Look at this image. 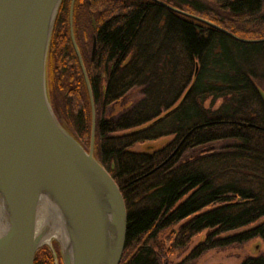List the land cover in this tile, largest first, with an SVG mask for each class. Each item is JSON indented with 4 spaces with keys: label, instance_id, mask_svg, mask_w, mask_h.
I'll return each mask as SVG.
<instances>
[{
    "label": "trees",
    "instance_id": "1",
    "mask_svg": "<svg viewBox=\"0 0 264 264\" xmlns=\"http://www.w3.org/2000/svg\"><path fill=\"white\" fill-rule=\"evenodd\" d=\"M92 1H101L90 8L97 47L86 65L96 108L93 151L125 202L119 264H172L167 254L205 229L186 259L256 236L264 241V98L256 84L264 81V40H237L168 7L237 37L262 39L264 0H159L168 6ZM53 44L51 38L48 54L59 93L51 103L88 149L90 100L83 74L69 42L58 52ZM134 88L141 96L108 116ZM166 135L172 140L151 152L130 149ZM218 141L225 143L215 146ZM33 264L52 263L38 249ZM240 264H264V256Z\"/></svg>",
    "mask_w": 264,
    "mask_h": 264
},
{
    "label": "water",
    "instance_id": "2",
    "mask_svg": "<svg viewBox=\"0 0 264 264\" xmlns=\"http://www.w3.org/2000/svg\"><path fill=\"white\" fill-rule=\"evenodd\" d=\"M60 2L0 0V264H33L45 245L57 264L52 243L62 264H119L125 245V202L94 155V102L77 49L92 110L88 149L51 104L47 60ZM168 7L237 40H264Z\"/></svg>",
    "mask_w": 264,
    "mask_h": 264
},
{
    "label": "rangeland",
    "instance_id": "3",
    "mask_svg": "<svg viewBox=\"0 0 264 264\" xmlns=\"http://www.w3.org/2000/svg\"><path fill=\"white\" fill-rule=\"evenodd\" d=\"M91 6H93V7L96 6L98 8V7L101 6V1H92V4H90V7ZM93 20L94 19L92 18V24H94ZM54 24H53V28H52V33H51L49 44H50L51 38L53 36ZM74 55H75V53H74ZM48 60L51 62V65H50V62ZM48 60H47L48 61L47 62L48 91H49V95L50 96L52 95V97H53L55 95V93L58 94L59 91L56 90V86H55L56 79H54L53 71H52L53 60L50 59L49 54H48ZM81 62H82V65H83L84 70H85L86 75H87V69L85 68V63L83 62L82 59H81ZM76 63L78 65L80 71H82V68H81V65H80V61L78 60L77 57H76ZM87 78H88V75H87ZM256 84L258 86V89H259L262 97L264 98V81H259ZM140 96H141V94H140L139 88H134V89L130 90L123 99L117 101L116 103H114L110 107V109H108L109 110L108 113H107L108 116L109 115H116L119 112L123 111L134 100L138 99ZM52 99H53V102L56 101L55 97L51 98V102H52ZM218 103H219V101L216 102L215 106ZM55 106H58L57 103L55 104ZM94 114H95L94 116H95V120H96V108H95V105H94ZM90 116H91L90 118L92 120L91 104H90ZM90 133H91V124H90ZM172 138H173V135H166V136H163V137H160V138H157V139L147 140V141H143V142H138V143L133 144L130 147V149L133 150V151H139V152L140 151L151 152V151L163 146L164 144H166L167 142L172 140ZM90 141H91V137H89V144H90ZM224 143H225L224 141H218V142H215L213 144L215 146H221ZM93 147H94V137H93ZM251 226H252V224L246 225V226H242V227H239L237 229H233V230L227 231L226 233H224V235L237 233V232L245 230V229H247V228H249ZM206 232H207V230L205 229L201 233H199L196 236L192 237L190 242L187 244V246L184 249L176 250V251H174L172 253L167 254V256H166L167 262L168 263H172V264H175V263H181V264H240L241 261H243L246 257L258 256V255L264 256V241L262 240L261 237L256 236V237L248 239L247 241H245V242H243L241 244H232V245H228V246L221 247V248H212V249L207 250L206 252H204L203 254H201L200 256H198V257H196L194 259H186V257L188 256L189 252L191 251V249L195 246V244H197L200 240L203 239V237L205 236ZM168 233H169V230L165 231L161 235V238L163 239ZM52 248L54 249V254L56 256L57 264H62L61 256H60V253H59V250H58V246L55 243H52ZM40 249H42V254H44V255L46 254V256L48 255L49 258H50V262L52 264H55L52 250L46 245L42 246ZM50 255H51V257H50Z\"/></svg>",
    "mask_w": 264,
    "mask_h": 264
},
{
    "label": "flooded vegetation",
    "instance_id": "4",
    "mask_svg": "<svg viewBox=\"0 0 264 264\" xmlns=\"http://www.w3.org/2000/svg\"><path fill=\"white\" fill-rule=\"evenodd\" d=\"M61 1H64L65 5L62 7L63 2H60V18H56L54 22L53 45L58 52L59 49H62L69 42L77 58L76 49L78 50L86 68V65L92 62L97 47V39L93 31L92 15L90 13L91 0ZM76 2L77 4H75ZM94 39L95 47L93 48Z\"/></svg>",
    "mask_w": 264,
    "mask_h": 264
}]
</instances>
